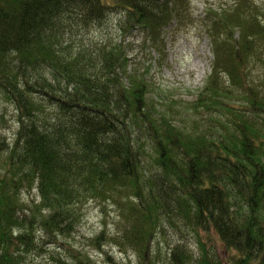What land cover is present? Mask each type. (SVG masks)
I'll list each match as a JSON object with an SVG mask.
<instances>
[{
	"label": "trees",
	"instance_id": "1",
	"mask_svg": "<svg viewBox=\"0 0 264 264\" xmlns=\"http://www.w3.org/2000/svg\"><path fill=\"white\" fill-rule=\"evenodd\" d=\"M191 0H0V98L18 133L0 151V264L64 238L65 264H97L68 244L88 202L115 205L121 227L102 234L138 264H264V11L253 0L208 9L214 54L192 101H149L126 36L162 50L165 30L191 19ZM124 15L122 40L76 39ZM238 34L237 38L235 35ZM147 41V40H146ZM40 202L26 208L24 190ZM44 240L43 238H41ZM191 242L200 256L187 250ZM171 259H169V257Z\"/></svg>",
	"mask_w": 264,
	"mask_h": 264
},
{
	"label": "rangeland",
	"instance_id": "2",
	"mask_svg": "<svg viewBox=\"0 0 264 264\" xmlns=\"http://www.w3.org/2000/svg\"><path fill=\"white\" fill-rule=\"evenodd\" d=\"M114 0H105V3ZM264 11V0H253ZM236 0H191L189 12L191 19L185 23H174L173 27L165 30L162 39L164 43L162 50L153 46V42L147 39L141 31H132L126 36L128 57L132 69H139L150 81L151 93L149 101L154 102L160 110L166 100L192 101L199 91L208 83L212 74L214 54L212 53L211 40L207 34L204 24L208 9L215 10L232 7ZM124 14L120 11H113L102 27L85 32L76 39L88 45L92 42H113L121 41V22ZM238 34L235 35L237 38ZM147 40V41H146ZM253 76H259L261 83L264 82V65L253 71ZM18 117L15 107L6 103L0 98V151L11 148L18 133ZM4 160V159H3ZM3 160H0V169ZM38 190L31 192L24 190L22 199L26 208L32 202L39 203ZM81 208V220L74 227L68 244L78 250H85L92 260L97 264H138L139 261L132 253H123L113 244H107L110 239L103 238L97 243V248L92 245L96 237L102 234L116 235L118 226L121 227L120 212L117 206L88 202ZM167 240L159 238L161 244V258L158 264H171L166 258L170 251L169 246L174 243L176 235L167 231ZM42 233H38L37 239L41 246L33 253L25 255L24 264H65L70 263L71 258L63 257L65 251L61 247L64 238L57 243L47 241ZM43 238L44 240H42ZM191 255L200 256L199 247L191 242L187 250ZM171 259L170 256H168Z\"/></svg>",
	"mask_w": 264,
	"mask_h": 264
}]
</instances>
